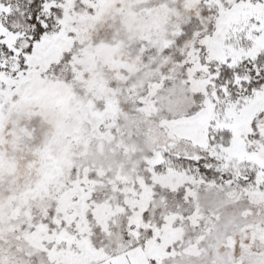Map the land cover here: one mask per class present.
Instances as JSON below:
<instances>
[{"label": "snow or ice", "instance_id": "obj_1", "mask_svg": "<svg viewBox=\"0 0 264 264\" xmlns=\"http://www.w3.org/2000/svg\"><path fill=\"white\" fill-rule=\"evenodd\" d=\"M0 264H264V0H0Z\"/></svg>", "mask_w": 264, "mask_h": 264}]
</instances>
